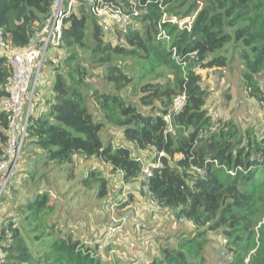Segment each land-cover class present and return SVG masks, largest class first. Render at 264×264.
Wrapping results in <instances>:
<instances>
[{
    "label": "trees",
    "instance_id": "obj_1",
    "mask_svg": "<svg viewBox=\"0 0 264 264\" xmlns=\"http://www.w3.org/2000/svg\"><path fill=\"white\" fill-rule=\"evenodd\" d=\"M96 1L121 8L130 23L103 32L90 9ZM53 2L0 0L5 45L27 47L50 16ZM77 2L63 20L60 46L52 49L64 52V57L59 64L47 62L50 50L45 57L54 80L47 98L37 93L22 152L34 147L42 153L45 167H72L75 157L98 160L111 175L120 174L123 184L138 183L145 198L172 210L178 221L203 229L160 245L158 256L147 258L145 264H206L208 232L224 240L222 264H264V121L257 131L242 129L233 119H213L206 108L210 92L198 73L226 70L225 49L237 46L244 88L264 110V87L258 82L264 75V0H204L201 5L197 0ZM172 17L176 23L170 22ZM160 29L168 39L158 37ZM3 50L0 101L6 97L10 76L8 52ZM93 69L103 71L108 89L91 86ZM182 95L185 103L175 112L174 99ZM7 128L0 112V159L8 143ZM105 128L119 131L120 140L104 143ZM153 151L163 156L145 195L141 174L155 161ZM80 185L96 188L99 199L107 196L108 182L100 172L89 171ZM128 204L122 201L118 207ZM17 210L21 222L36 233L33 241L42 246V253H33L22 230L10 221L0 230V264H110L72 234L48 224L56 211L48 192L36 194ZM135 249L136 245L130 250Z\"/></svg>",
    "mask_w": 264,
    "mask_h": 264
},
{
    "label": "rangeland",
    "instance_id": "obj_2",
    "mask_svg": "<svg viewBox=\"0 0 264 264\" xmlns=\"http://www.w3.org/2000/svg\"><path fill=\"white\" fill-rule=\"evenodd\" d=\"M197 1L201 5L204 0ZM49 54L47 62L53 64H59L64 57L62 51L50 50ZM224 54L229 58L226 70H198L201 85L210 92L206 108L213 119H233L242 129L254 127L258 131L264 121V110L244 88L239 48L231 44ZM50 71V66L43 65L40 74L42 82L37 89L38 96L43 93V99L54 80ZM91 72L93 77L88 81L92 87L109 88L102 80L101 69ZM258 82L264 87V75L258 77ZM127 92H123L125 97ZM88 108L91 112L95 111L92 102H89ZM120 136L119 131L110 128L101 133L104 143H117ZM21 153L10 172L12 181L0 203V230L13 221L16 228L22 230L35 254L42 253V246L33 241L36 233L21 222L23 216L17 206L44 192H48L56 204L55 214L47 218L48 224H54L55 230L64 235L72 234L85 246L101 253V260L110 264H145L147 258L151 260L158 256L160 245L203 230L188 221H178L173 217L172 210L161 208L145 198L139 192L138 183L123 184L120 174L111 175L109 168L98 160L75 157L72 167L49 163L45 167L42 153L34 147L26 146ZM92 170L100 172L108 182V193L103 199L97 198L96 188L87 190L80 185L81 179ZM71 174L73 179H70ZM127 200V206L118 207ZM206 236L208 243L203 254L206 264H222L223 238L212 232ZM134 245L136 249L131 252Z\"/></svg>",
    "mask_w": 264,
    "mask_h": 264
},
{
    "label": "built area",
    "instance_id": "obj_3",
    "mask_svg": "<svg viewBox=\"0 0 264 264\" xmlns=\"http://www.w3.org/2000/svg\"><path fill=\"white\" fill-rule=\"evenodd\" d=\"M77 3V0H54L50 16L39 28L34 40L25 48L9 49L0 32V48L8 52L6 58L10 68V76L4 86L6 97L0 101V112L5 114L8 122V143L0 159V180L2 179L0 195L11 177V170L19 160L27 136L29 118L35 114L34 101L39 100L37 89L42 82L40 74L47 52L60 46L63 20L72 13ZM90 9L105 33H109L115 27L124 28L130 23V16L112 3L91 2ZM170 22L176 23L177 19L172 17ZM158 37L168 39L163 29H160ZM184 103L185 97L178 96L174 99L172 109L178 112ZM151 153L156 156L155 161L144 167L141 174L145 195H149L148 179L152 171L161 166L160 158L163 156L162 152ZM195 171L200 173L198 169Z\"/></svg>",
    "mask_w": 264,
    "mask_h": 264
},
{
    "label": "crops",
    "instance_id": "obj_4",
    "mask_svg": "<svg viewBox=\"0 0 264 264\" xmlns=\"http://www.w3.org/2000/svg\"><path fill=\"white\" fill-rule=\"evenodd\" d=\"M40 92H41V91H40ZM41 96H43V94L40 95V98H41ZM48 96H49V94L47 93L45 97L47 98Z\"/></svg>",
    "mask_w": 264,
    "mask_h": 264
}]
</instances>
